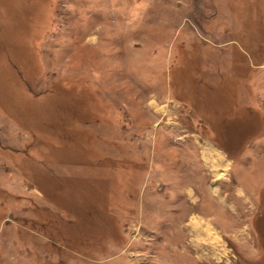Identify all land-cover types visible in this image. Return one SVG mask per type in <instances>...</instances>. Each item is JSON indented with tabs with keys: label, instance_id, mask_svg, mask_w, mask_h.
Segmentation results:
<instances>
[{
	"label": "rangeland",
	"instance_id": "374dc122",
	"mask_svg": "<svg viewBox=\"0 0 264 264\" xmlns=\"http://www.w3.org/2000/svg\"><path fill=\"white\" fill-rule=\"evenodd\" d=\"M0 264H264V0H0Z\"/></svg>",
	"mask_w": 264,
	"mask_h": 264
},
{
	"label": "crops",
	"instance_id": "0c3cea01",
	"mask_svg": "<svg viewBox=\"0 0 264 264\" xmlns=\"http://www.w3.org/2000/svg\"><path fill=\"white\" fill-rule=\"evenodd\" d=\"M221 158V157H220Z\"/></svg>",
	"mask_w": 264,
	"mask_h": 264
}]
</instances>
